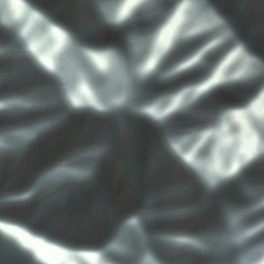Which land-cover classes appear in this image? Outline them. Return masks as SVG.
Instances as JSON below:
<instances>
[{"label": "rangeland", "instance_id": "374dc122", "mask_svg": "<svg viewBox=\"0 0 264 264\" xmlns=\"http://www.w3.org/2000/svg\"><path fill=\"white\" fill-rule=\"evenodd\" d=\"M79 1L0 0V25L11 35L0 43V57H20L0 63V89L15 94L12 99L7 95L0 99V114L24 110L27 100L37 101L36 109L57 103L56 98L41 100L36 91L25 92L21 87L29 78L53 73L64 97L76 100L82 109L93 101L86 97L84 103L76 97L80 93L78 82L83 83L81 79L87 81L88 77L97 79L92 80L93 88L99 94L100 106L111 118V129L100 136L99 151L78 153L67 165L60 164L38 175L25 191L0 195V208L40 197L27 222L0 224V261L211 264V256L224 246L219 236L225 234L229 223L240 220L260 232L246 240L244 246L237 245L230 253L232 258L245 254L247 246L264 241V188H256L242 178L264 156V97L259 95L264 84L246 110L232 106L210 111L204 119L210 129L206 127L200 134L188 127L186 112L197 96L215 97L222 90L264 83V13L247 10L243 0H91L101 21L72 27L67 16ZM147 2L159 7L150 15L157 19L156 27L146 25ZM3 12H7V18ZM102 27L107 28L103 38L99 36ZM259 31L263 33L257 34ZM218 50L222 51L220 56ZM200 62H206V66L201 68ZM184 67L204 80L172 94L169 81ZM86 81L84 90L88 88ZM154 101L158 104L149 111L146 103ZM162 115L175 120L165 133V142L176 155L189 158L194 165L192 172L199 177V183L193 184V200L176 210L161 209L169 197L168 178L162 160L155 168H150L149 162L151 153L144 123ZM239 115L247 120V125L243 120H234V125H230L232 118ZM58 117L56 113L49 122L26 117L25 125L20 126L19 120L6 116L0 121V151L30 148L47 133L48 126L60 122ZM120 127L129 131L127 148L116 142ZM233 127L241 137H232ZM217 128L221 130L217 132ZM111 142H115L114 148L109 147ZM109 153H114L123 165L118 182L114 180L115 168L106 162ZM222 161L226 179L214 174V170L209 172L210 163L218 168ZM231 161L237 165L234 171L228 170ZM20 171V165L8 167L2 187L16 179ZM200 178L216 186L210 197ZM128 191L131 210L117 220L120 199ZM208 198L212 221L196 225L182 237L165 230L169 217L201 212L208 205ZM63 202L61 215L74 224L66 239L55 230H43L41 218ZM97 209L98 244L87 247L80 237ZM240 236H236L238 242L245 234ZM177 247L183 250L176 252Z\"/></svg>", "mask_w": 264, "mask_h": 264}, {"label": "bare ground", "instance_id": "6f19581e", "mask_svg": "<svg viewBox=\"0 0 264 264\" xmlns=\"http://www.w3.org/2000/svg\"><path fill=\"white\" fill-rule=\"evenodd\" d=\"M247 6V10L254 9L257 12L264 13V0H243ZM147 5L145 16H149V23L146 25L156 27V20L151 16L159 7L153 3H145ZM151 15V16H150ZM158 18V16H155ZM67 19L72 27L81 22L96 23L101 21L100 14L91 0H80L75 6L72 13L68 14ZM155 21V22H154ZM152 33H154L152 28ZM107 32L106 27L99 29L101 38ZM264 32V29H263ZM263 32H257L262 34ZM8 33L0 27V43L4 42ZM219 56L222 51L218 50ZM19 56H2L0 63H6L11 60H19ZM206 62L202 63L204 66ZM200 79V78H199ZM197 79L192 72H184L177 78L173 79L170 84L173 87L174 93L179 92L183 86L192 82H197ZM261 82L252 83L249 87L234 90H224L217 93V96L204 97L195 106L186 110L188 114L187 125L196 134H199L202 129L209 128L204 120L206 115L215 110V108H228L232 106H245L246 102L255 94ZM21 87L23 91L37 92L38 99L46 100L56 98L58 101L54 105L47 108H38L37 101L27 100L24 110L11 111L9 113L0 114V121L8 116L11 119L19 120L20 126H24L26 117H30V121L49 122L58 113L60 122L48 126L47 133L39 138L30 148L16 151L5 152L0 151V195L13 194L25 191L31 182L44 171L58 166L67 165L70 159L74 158L78 153L86 151H99L100 136L111 129V118L104 109H82L73 101L64 97V93L60 88L57 78L53 73H46L25 80ZM55 94H54V93ZM13 93V92H12ZM8 99L15 97V94L4 93L0 89V99L3 96ZM66 96V95H65ZM174 118L166 117L162 120H153L147 123L149 146H150V168H155L160 160L164 167L165 175L168 181L169 197L165 203V207L171 210H176L193 200L196 194V189L193 186L194 180L191 175L188 163L176 155L168 147L165 142V133L170 130L173 125ZM210 129V128H209ZM128 129L120 127L117 131L116 142L119 145L127 148ZM115 142L109 143L110 148H114ZM107 147V146H105ZM44 161L46 163H44ZM107 164L115 168L114 180L118 182L123 173V165L114 153H109L107 156ZM21 166V171L16 179L2 187L3 179L6 175L8 167ZM245 180L251 181L256 188H264V159L252 168L249 173L242 177ZM94 183V181L92 182ZM33 198L21 204H10L0 208V218L15 220V222H27L30 211L35 203L39 200ZM124 204V207L121 206ZM65 202L51 208L41 215L44 220L45 229L55 230L62 238H69L74 228L72 221L67 220L61 215ZM117 220L128 215L131 210V193L128 191L120 199L118 207ZM212 215L211 208H205L196 214H181L171 216L165 221V230L169 233L185 235L196 227V225H204L210 220ZM100 216V210L97 209L92 220L85 226L81 243L87 247H96L98 244V231L96 228L97 221ZM241 225V224H239ZM248 229V228H247ZM223 246L218 254L211 258L212 264H233L236 262L231 257L230 253L236 250L237 245L232 239V228H227L224 234ZM183 248L177 247L176 252H180ZM234 252V251H233ZM233 256V255H232ZM28 257H25L27 261ZM181 264H191L190 262Z\"/></svg>", "mask_w": 264, "mask_h": 264}, {"label": "water", "instance_id": "95a60500", "mask_svg": "<svg viewBox=\"0 0 264 264\" xmlns=\"http://www.w3.org/2000/svg\"><path fill=\"white\" fill-rule=\"evenodd\" d=\"M237 108H240L241 106H236ZM243 108H246L245 106H243ZM6 223L7 225H13L16 222H13L12 220H8V219H3L0 218V224Z\"/></svg>", "mask_w": 264, "mask_h": 264}, {"label": "trees", "instance_id": "16d2710c", "mask_svg": "<svg viewBox=\"0 0 264 264\" xmlns=\"http://www.w3.org/2000/svg\"><path fill=\"white\" fill-rule=\"evenodd\" d=\"M3 17L7 18V12H3ZM4 19V18H2ZM0 20H1V17H0ZM0 264H3L1 261H0Z\"/></svg>", "mask_w": 264, "mask_h": 264}]
</instances>
